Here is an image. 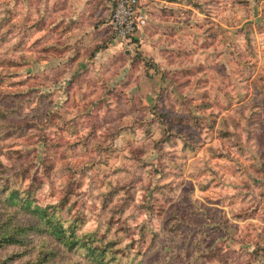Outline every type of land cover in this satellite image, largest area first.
I'll list each match as a JSON object with an SVG mask.
<instances>
[{
    "label": "rangeland",
    "instance_id": "1",
    "mask_svg": "<svg viewBox=\"0 0 264 264\" xmlns=\"http://www.w3.org/2000/svg\"><path fill=\"white\" fill-rule=\"evenodd\" d=\"M170 3L120 44L81 1L0 0V177L71 194L133 264H264V0Z\"/></svg>",
    "mask_w": 264,
    "mask_h": 264
},
{
    "label": "trees",
    "instance_id": "2",
    "mask_svg": "<svg viewBox=\"0 0 264 264\" xmlns=\"http://www.w3.org/2000/svg\"><path fill=\"white\" fill-rule=\"evenodd\" d=\"M56 8L54 6L52 11H59ZM108 25L111 30L110 20ZM134 41L132 38L130 42ZM101 50L103 48H97L96 53ZM26 179L23 171L9 178L0 177V252H7L5 257L0 256V264H13L16 260L20 264H133L134 259L128 254L129 244L120 246L121 237L113 236L109 229L102 232L101 224L93 230L83 228L85 222L81 213L73 214L76 203L71 202V194L54 205L42 207L34 199V182L23 187ZM129 187H122L120 182H108L101 198L102 211L114 199L120 201V206L111 208L108 226L121 219L130 200ZM121 191H125L127 197L123 198ZM116 215L119 218L114 220ZM125 226L126 219L122 228ZM149 229L145 224L141 226L143 234ZM151 233L156 235L152 228ZM10 248L12 251L8 253Z\"/></svg>",
    "mask_w": 264,
    "mask_h": 264
},
{
    "label": "built area",
    "instance_id": "3",
    "mask_svg": "<svg viewBox=\"0 0 264 264\" xmlns=\"http://www.w3.org/2000/svg\"><path fill=\"white\" fill-rule=\"evenodd\" d=\"M142 0H112L110 28L120 44L131 41L136 32L147 25L141 9Z\"/></svg>",
    "mask_w": 264,
    "mask_h": 264
},
{
    "label": "crops",
    "instance_id": "4",
    "mask_svg": "<svg viewBox=\"0 0 264 264\" xmlns=\"http://www.w3.org/2000/svg\"><path fill=\"white\" fill-rule=\"evenodd\" d=\"M77 1H81L82 2L83 6L79 7V11H82V13H84L85 15H90L94 9H98V8H100L99 13H102V12L106 11L108 14L109 13L111 14V12H112V0H96V2H94V0H69V7L71 5L73 6V5L77 4ZM155 1L156 2H154V3H152L151 0H142V2H141V9L147 16V24H148V19H149L148 18V14H151V18L153 17V14L157 15V13L155 12L156 11L155 8L157 10L160 9V8L162 10V7H168V8H171V9H175V8H173L174 4L170 3V0H155ZM72 6L70 7V10H69L70 12H72V9H73ZM62 10L64 11V9L63 8L60 9L61 13H63ZM153 10H155V11H153ZM162 14L164 15V12H162ZM146 28H147V25L144 28L139 29L136 32V34H135V36L133 38L134 39H136V38L139 39L142 36L141 34L144 33V29H146ZM141 42H142V44L144 43L143 40ZM101 51H99V52H101Z\"/></svg>",
    "mask_w": 264,
    "mask_h": 264
}]
</instances>
